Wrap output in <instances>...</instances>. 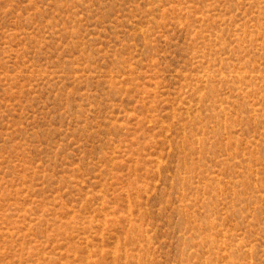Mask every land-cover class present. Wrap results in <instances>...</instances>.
Wrapping results in <instances>:
<instances>
[{
  "label": "rangeland",
  "instance_id": "rangeland-1",
  "mask_svg": "<svg viewBox=\"0 0 264 264\" xmlns=\"http://www.w3.org/2000/svg\"><path fill=\"white\" fill-rule=\"evenodd\" d=\"M0 264H264V0H0Z\"/></svg>",
  "mask_w": 264,
  "mask_h": 264
}]
</instances>
